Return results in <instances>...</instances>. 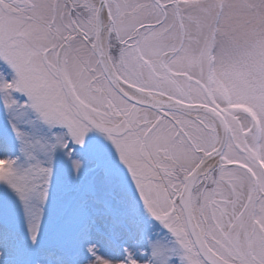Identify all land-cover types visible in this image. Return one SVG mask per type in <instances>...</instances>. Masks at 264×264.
I'll return each mask as SVG.
<instances>
[{
  "label": "snow or ice",
  "instance_id": "1",
  "mask_svg": "<svg viewBox=\"0 0 264 264\" xmlns=\"http://www.w3.org/2000/svg\"><path fill=\"white\" fill-rule=\"evenodd\" d=\"M0 264H264V0H0Z\"/></svg>",
  "mask_w": 264,
  "mask_h": 264
}]
</instances>
